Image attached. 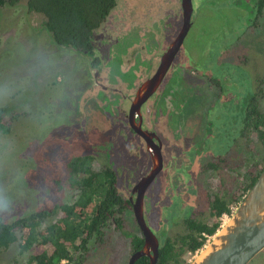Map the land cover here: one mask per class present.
Wrapping results in <instances>:
<instances>
[{
    "label": "flooded vegetation",
    "instance_id": "1",
    "mask_svg": "<svg viewBox=\"0 0 264 264\" xmlns=\"http://www.w3.org/2000/svg\"><path fill=\"white\" fill-rule=\"evenodd\" d=\"M231 1L243 11L252 14L244 29L237 35L240 48L220 49L216 55V63L227 68L222 75H227L226 79L219 78L221 73L214 74L210 68L199 69L196 65L199 63L197 53L189 50L186 52L183 42L192 25L191 12L189 27L167 70L153 92L140 104L139 113L135 112L131 118L130 107L138 87L155 73L162 55L180 31L183 23L181 0L175 1L176 13L179 7L178 14L174 16L176 13H168L169 17L174 16V24L179 21L178 26H174L170 19H160V14L140 12L142 7L129 0H116L114 7L93 29L90 47L81 50L85 61L83 82H86L82 88L92 92L94 106L106 111L115 122L119 134L117 133L116 140L111 144L99 142L98 139L89 141L91 143L85 145L83 152L68 156L65 174L60 172L51 179L61 196L55 197L52 206L40 208L48 213L39 227L43 228L46 223L60 216L62 203L75 204L80 198L79 187L72 180H80L90 175V170L79 168L70 172L68 161L74 156H88L91 171L99 172V180L109 181V185L118 194V200L110 205L111 212L106 214V210V215L99 217V221L94 224L86 246L74 250L68 262L63 259L64 264H83L108 244H124L125 241L129 246L125 261L128 264L131 254L144 241L134 207L137 189H132L153 168L159 166L140 197L143 219L158 240V254L159 247L168 240L174 245V257L177 256L179 260L186 259L187 262L190 259L188 254L197 252L213 233H204L205 242L194 252L186 248L181 237L189 241L190 235H194L196 230L195 223L211 224L218 220L219 227L224 217H228L235 210L251 187L252 176L258 175L264 166V71L259 70L256 65H250L252 72L249 73V88L243 87L242 92L237 95L230 90V86H234V80L228 78H231L236 67H243L250 62V55L264 52V44L254 43L256 36L264 39V0ZM259 1L263 2L262 5ZM179 53L180 56L177 57ZM242 84L244 85V81L240 83ZM206 98H210L211 105H206ZM230 101L233 102L235 110H240L231 119L237 125L234 133L228 132L231 137L228 136L225 145L216 144V149H209L204 140L210 135L209 128L212 127L208 113L215 103ZM136 127L142 132L145 131V136ZM169 137L179 140L176 142L184 150L183 152L178 148L175 151L177 163L173 166L181 168L179 172L173 171L170 165L165 168L167 161L163 156V146ZM190 146L192 148L185 156ZM120 176L121 179L126 176L124 182L128 186L125 192H120L115 186ZM184 177L194 190L192 194L184 192L186 196L182 201L190 197L191 203H184L180 214L169 220L165 232L158 235L145 219L146 209L155 197L154 194L151 199L153 192L159 193L163 189L162 180L174 186L179 178ZM64 196L67 198L64 199ZM101 200L102 196L98 195L91 202L79 201L78 209L82 207L94 220L98 217L99 210L92 212V209ZM219 203H225L228 210L224 209L217 215L213 205ZM99 207L100 205L97 208ZM36 210L39 209L33 211ZM54 214L57 215L53 220L44 222ZM164 220L167 223L168 219ZM17 232H20L19 228ZM133 234L142 238L137 248L132 245ZM262 250L247 264H264V249ZM147 258L149 260L148 256Z\"/></svg>",
    "mask_w": 264,
    "mask_h": 264
},
{
    "label": "rangeland",
    "instance_id": "2",
    "mask_svg": "<svg viewBox=\"0 0 264 264\" xmlns=\"http://www.w3.org/2000/svg\"><path fill=\"white\" fill-rule=\"evenodd\" d=\"M129 1L141 6L140 12L160 14V19H170L173 24L179 10L178 7L176 13V0ZM191 2L192 25L184 38V48L186 52L197 53L199 69L210 68L214 74L221 73L219 78L226 79L227 75H222L227 68L216 63V55L220 49L240 48L237 35L252 13L243 11L231 0ZM171 12L176 14L169 17ZM44 17L42 12L29 10L27 0L14 4L5 2L0 6V106L4 107V121L10 124L7 132H0V216L8 222L29 211L52 206L61 192L51 179L60 172L65 174L68 156L83 152L89 141L98 139L111 144L118 133L106 111L94 106L92 92L82 88L86 84L83 82V53L56 44L45 28ZM178 22L174 26H178ZM254 43L264 44L263 37L256 36ZM249 61L243 67H236L228 78L235 82L230 86L235 95L241 93L243 87L249 88L250 65L264 71V52L250 55ZM242 81L244 85H240ZM204 101L211 105L210 98ZM238 113L240 110L234 109L232 101L214 104L208 113L212 120L210 135L204 139L209 149H216V144H226L237 126L231 119ZM176 141L179 140L169 137L164 142L163 156L167 161L165 168L170 165L173 171L179 172L181 168L173 166L176 165L175 151L184 150ZM191 148H187L185 156ZM126 176L117 179L115 186L120 192H125L128 186L124 182ZM162 181L165 182H162L163 189L153 192L151 199L154 194L155 197L145 213V219L158 235L165 232L169 220L180 214L184 203H191L190 197L182 201L186 196L184 192L192 194L194 190L185 177L179 178L174 186ZM55 215L44 222L53 220ZM164 219H168L167 223ZM226 219L224 217L223 221ZM128 252L127 241L108 244L83 264H125ZM195 253L188 254V259ZM27 254V251H19L14 241L0 249V264H21Z\"/></svg>",
    "mask_w": 264,
    "mask_h": 264
},
{
    "label": "trees",
    "instance_id": "3",
    "mask_svg": "<svg viewBox=\"0 0 264 264\" xmlns=\"http://www.w3.org/2000/svg\"><path fill=\"white\" fill-rule=\"evenodd\" d=\"M19 0H0V6L8 2L14 4ZM262 1V0H260ZM259 4L262 5L263 2ZM116 0H27L29 10L42 12L44 14V24L52 36L53 41L58 45L72 47L76 50H84L90 47V38L93 29L99 25L104 17L114 7ZM4 107L0 106V132H7L10 129L9 122L4 121ZM89 160L86 155H77L69 161L70 172L83 168L90 170V175L76 180L79 187V200L75 204L62 203L60 205V216L54 221L48 222L40 228L41 221L47 215V210H36L26 215H21L5 221L0 216V249L6 248L13 241H17L19 251L28 252L27 257L21 264H60L63 259L67 262L72 258V252L80 247L86 246V241L92 233L94 224L99 221V217L108 212L110 205L118 200V194L109 181L99 180V172L91 171L88 166ZM256 175L252 176L250 185L256 180ZM98 195L102 196L99 205L92 209L99 210L96 219L91 218V214L84 209L79 210V201L91 202ZM217 215L224 209L228 210L225 203L214 204ZM105 214V215H106ZM219 225L216 220L211 224L195 223L194 235H190V240L182 241L186 243V248L194 252L206 239L207 234L215 232ZM19 228L20 232H17ZM132 245L134 248L140 246L142 238L136 234L132 235ZM174 245L167 241L159 247V254L156 264H186V259L179 260L173 255ZM182 250V247H181ZM134 264H149L147 256L138 257Z\"/></svg>",
    "mask_w": 264,
    "mask_h": 264
},
{
    "label": "water",
    "instance_id": "4",
    "mask_svg": "<svg viewBox=\"0 0 264 264\" xmlns=\"http://www.w3.org/2000/svg\"><path fill=\"white\" fill-rule=\"evenodd\" d=\"M181 8L183 23L180 31L162 55L155 73L138 87L131 103L130 118L134 116L135 112L139 113L140 104L159 84L189 27L192 12L191 0H181ZM136 129L145 136V131L142 132L138 127ZM158 167L153 168L149 175H145L137 181L132 189V191L137 189L134 207L144 234V241L141 247L131 254L128 264H134V261L142 255L149 257V264L157 263L158 240L143 219L140 197ZM262 249H264V166L235 210L186 264H247Z\"/></svg>",
    "mask_w": 264,
    "mask_h": 264
},
{
    "label": "built area",
    "instance_id": "5",
    "mask_svg": "<svg viewBox=\"0 0 264 264\" xmlns=\"http://www.w3.org/2000/svg\"><path fill=\"white\" fill-rule=\"evenodd\" d=\"M62 261H63V260H62ZM62 261H61V262H62ZM60 264H61V263H60Z\"/></svg>",
    "mask_w": 264,
    "mask_h": 264
}]
</instances>
